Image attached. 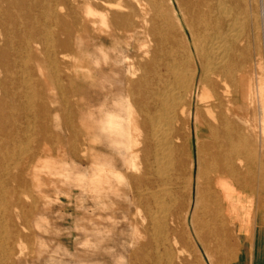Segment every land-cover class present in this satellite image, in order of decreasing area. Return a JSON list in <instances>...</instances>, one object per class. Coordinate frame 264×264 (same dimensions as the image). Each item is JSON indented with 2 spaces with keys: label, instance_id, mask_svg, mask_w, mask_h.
<instances>
[{
  "label": "bare ground",
  "instance_id": "1",
  "mask_svg": "<svg viewBox=\"0 0 264 264\" xmlns=\"http://www.w3.org/2000/svg\"><path fill=\"white\" fill-rule=\"evenodd\" d=\"M229 2L232 0H145L151 11L145 21L149 23L145 28L148 44L128 62L125 93L113 94L111 100L113 109L124 110L117 114V123H127L130 131L129 145L123 143L114 154L115 178L109 192L120 200L119 208L136 209L134 264H202L194 240L202 244L215 264L222 263V252L235 249L232 229L225 222L215 225L210 218L216 204L210 185L216 178L202 165L205 151L216 149L220 140L230 142L232 153L248 154L253 149L248 142L251 123L242 118L253 109L248 105L242 109L243 101L239 105L241 99L251 97V79L244 76L239 91L237 87L232 91L229 84L236 69L248 67L239 61L243 38L238 33V16L228 9ZM100 5L109 15L108 24L105 20L101 23L103 28L121 35L134 24L136 7L130 0H80L79 11H65L64 2L57 9L49 0H0V264H13L17 242L22 244L18 238L28 226L26 212L16 210L22 206L21 195L28 188L22 169L30 158L31 144L41 135L45 116L37 109L47 110L32 60L38 58L48 91H56L65 100L73 73L68 39L76 29H91V16ZM54 28L66 38L56 43ZM57 48H61V60ZM37 49L40 58L35 54ZM119 55L117 47L107 52L112 61ZM224 94L229 96L227 104ZM65 122L72 145L80 137L79 130L70 116L66 115ZM102 126L93 129L98 133ZM190 137L195 139L198 153L192 168H188L184 153V140ZM112 138L124 142L121 132ZM210 139L214 142L206 144ZM84 148L88 161L94 148ZM219 159L227 162L224 155ZM122 161L141 168L132 181L135 188L131 199L122 191L124 177L118 170ZM240 163L248 171L250 162L243 158ZM226 165L228 172L239 176L231 162ZM102 180L99 175L94 178L96 187ZM116 181L119 184H113Z\"/></svg>",
  "mask_w": 264,
  "mask_h": 264
},
{
  "label": "rangeland",
  "instance_id": "2",
  "mask_svg": "<svg viewBox=\"0 0 264 264\" xmlns=\"http://www.w3.org/2000/svg\"><path fill=\"white\" fill-rule=\"evenodd\" d=\"M79 1L49 0L50 4L55 5L57 9L64 2L65 11H79ZM130 1L136 7L134 24L127 29H123L125 33H121V35L123 34L122 36L113 29L103 31L98 29L104 27L101 25L103 20L108 24L109 18L108 13L101 5V7L95 9L94 14L91 16L92 28L90 32L100 34L101 37H105L103 39L112 38L118 40L124 52L132 60V57L140 53V50L148 44V34L145 28L149 23L145 21L149 19L151 11L147 10L145 0H137L136 2H138L139 6L136 5L135 0ZM174 4L177 8V4L175 2ZM2 6L5 7L3 3ZM140 6L146 8L147 11ZM227 6L235 17L238 16V33L243 38L240 46L243 54L239 56V61L248 66L246 70L240 67L236 69L235 79L229 84L233 88L232 91H236L235 87L239 91L241 89L240 81L244 79V76L251 79V97L248 101L241 99L239 105L241 106L243 101L242 109L244 107L246 109L247 105V107L253 109L252 113L247 112L245 116H242L243 119H249L251 123L248 142L253 144V149L248 154L232 153L230 142L220 140L217 142L216 149L210 150V152L205 151L206 154L202 159V165L205 169L208 168L207 174L210 177L224 179L226 186L234 185L236 192L240 195H243L242 190L249 191L251 195L248 198L251 203L258 201L256 212L264 215V112H262L264 111L262 108L264 103V0H232ZM84 32V29L82 32L80 29H76L68 39L67 53H69L71 58L70 63L73 73L71 78L72 87L65 93V100L56 91H48V88L44 85L43 75L40 74L38 58L32 60L34 74H36L45 93L47 110L37 109V113L43 117L45 116V119L41 120L42 129L39 140L31 144L33 148L30 158L25 162L22 169V174L28 181V188L21 195L22 206L16 210L22 213L26 212L28 226L22 231L23 235L18 238V240L22 241V244L19 246V241L17 242L13 264L137 263L134 256H132L136 241V235L132 229L134 226L133 221L137 219V215H135L136 209L132 208L130 211H126V209L117 208L113 205L116 199L112 198L113 196L109 192V186L112 184V179L115 178L112 172L111 157H108L111 162L110 170L97 174L104 182L96 187L94 178L97 175L90 169L89 160L87 161L86 156H83L84 146H88L89 139L83 127L75 125L76 129L79 130L80 137L75 138L71 145L68 141L70 130L63 127V131L58 132L56 125L53 123V113L56 112L57 108L60 111L63 108L64 110L66 109L70 120L74 121L72 108H75V103H77L74 85H79V77L77 76L74 79V69H76L74 67L76 57L74 44ZM53 35L57 40L56 43H58V39L61 41V39L64 40L66 38L57 28L53 29ZM57 51V57L61 60V48H57ZM35 54L37 57H41L39 49L35 50ZM259 63L260 67L258 66ZM261 81L263 82V88L260 87ZM105 87L107 89L103 88L97 93L93 89L94 93L86 94L87 101L90 103L101 101L103 104L110 102L112 93L108 90L107 85ZM232 93L230 94L231 97L233 96ZM238 96H241L240 92H238ZM221 97H223V94H221ZM224 97L227 104L229 96L224 94ZM120 109L122 107L113 109L112 114L106 124L102 126L100 132L96 133L93 131L92 142L100 156L98 160L102 161L105 155L110 154L111 148L116 153L123 143L129 145V126L127 123L119 125L116 120L117 114L124 111H119ZM215 111L218 112L219 109L215 108ZM239 111L244 113L243 110ZM236 124L243 127L241 122ZM118 132L123 134L124 142L122 143L112 138ZM109 137L112 139L108 141ZM212 142H214L213 139L205 140L206 144H211ZM236 143L241 146V142L238 141ZM184 144L186 164L188 168H192L193 161L196 155L198 156L195 139L192 137L186 138ZM38 150L40 151L38 152ZM223 155L226 157L227 162L219 159ZM243 158L250 162L248 171L246 166L241 164L242 162L240 163ZM230 162L240 171L239 176L233 175L230 170L228 172L226 163ZM118 170L121 171V175L124 177L123 184L121 183L122 191L131 199L135 188V184L132 181L140 174L141 168L140 166L138 168L132 167L130 164H124ZM192 170L194 171V168ZM215 180L210 185L213 188V192L210 194L211 198L214 203L216 201V204L213 203L215 211L210 218L213 219L215 225L225 222V225L229 227L225 218L220 192L215 187ZM113 184H119V182L116 181ZM95 197H101L97 206L95 205ZM233 200L235 203L238 201L236 198ZM111 201L112 219H109ZM221 209L222 212H220ZM243 209L245 213L251 212V208L245 207ZM36 219H40V226L39 228L34 226L33 229L32 220ZM193 242L202 264H215V261H211L204 253L202 244L195 240ZM224 243L226 244V240L222 244ZM233 244L235 247L233 252H235V240ZM211 246L217 249L215 243H212ZM233 252H222L220 254L221 264H232L234 259Z\"/></svg>",
  "mask_w": 264,
  "mask_h": 264
},
{
  "label": "crops",
  "instance_id": "3",
  "mask_svg": "<svg viewBox=\"0 0 264 264\" xmlns=\"http://www.w3.org/2000/svg\"><path fill=\"white\" fill-rule=\"evenodd\" d=\"M98 29H102L101 31L106 30L103 27ZM103 38L105 37H101L98 33L90 32L89 29L74 44L76 55L74 79L77 76L79 77V85H76V82L74 83L77 103H75V108H72V114L74 113L72 124L83 127L89 138L87 147L94 148L92 155L89 154L88 163L95 175L110 170L111 162L108 157H111L113 161L115 153L113 148H111L110 154L105 155L102 161L98 160L100 156L92 142L93 127L105 125L114 107L111 99L107 104H103L101 101L90 103L85 95L97 93L103 88L105 89V85H107L112 95L122 96L125 93L124 87L126 73L129 68L128 62L131 60L129 59L131 57L124 52L118 40L112 38H106V40ZM114 47L120 50L121 55L117 57V60L112 61L113 56L111 58L108 57L107 52ZM93 89L94 92L92 91ZM66 115L69 116V113L64 108L62 111L57 108L56 112L53 113V123L56 125L58 132L63 131V127L67 130L70 129L65 122ZM122 165H124L123 161ZM215 187L220 192L228 226L234 232L236 250L233 252L234 259L232 264H264V215L256 212L258 201L251 203L248 198L251 195L249 191L242 190L243 195H240L236 192L234 185L226 186L225 181H219V179L215 180ZM235 198L238 199L236 203L233 202ZM94 199L97 206L101 197H95ZM114 202L113 205L119 208L120 200L116 199ZM110 206L109 219H112V201ZM245 207L251 208V212L245 213L243 209ZM39 221L40 219L32 220L33 229L34 226L39 228ZM97 228L99 227L97 226Z\"/></svg>",
  "mask_w": 264,
  "mask_h": 264
}]
</instances>
